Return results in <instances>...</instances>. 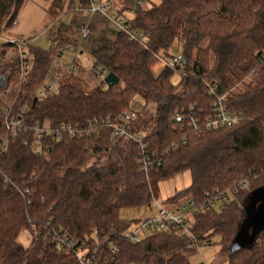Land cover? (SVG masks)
<instances>
[{
	"label": "trees",
	"instance_id": "1",
	"mask_svg": "<svg viewBox=\"0 0 264 264\" xmlns=\"http://www.w3.org/2000/svg\"><path fill=\"white\" fill-rule=\"evenodd\" d=\"M23 1L0 0V35ZM89 2L52 0L46 13L56 19L66 4L82 14ZM131 21L143 34L142 44L105 27L83 47L94 67L118 78L114 85L102 79L92 85L65 74L57 93L31 100L24 122L81 124L116 116L133 104L129 127L143 132L146 151L163 152L161 163L143 169L136 161L139 145L111 136L109 128L52 142L44 153L23 143L25 132L7 134V147L0 151V264H61L63 256L44 237L45 226L76 237L103 230L108 245L117 246L116 264H187L193 248L175 230L154 231L138 242L120 236L129 222L121 211L149 206L158 197L159 182L184 171L189 183L164 199L167 206L186 198L201 200L205 192L249 180L247 190L198 214L192 231L197 243L217 236L226 264H264V225L251 241L233 244L250 191L264 186V0H158L137 6ZM77 23L74 17L60 24L51 41L59 47L74 42ZM173 43L184 60L176 84L166 67L157 74L149 68L151 57L169 56ZM27 50L31 67L17 90L12 89L16 73L2 60L10 99L28 96L55 72L50 61L54 49L29 43ZM218 97L240 116L239 124L216 130L201 122L193 126L192 120L201 121ZM4 104L0 97V137L5 134ZM23 229L31 232L26 246L17 242Z\"/></svg>",
	"mask_w": 264,
	"mask_h": 264
},
{
	"label": "built area",
	"instance_id": "2",
	"mask_svg": "<svg viewBox=\"0 0 264 264\" xmlns=\"http://www.w3.org/2000/svg\"><path fill=\"white\" fill-rule=\"evenodd\" d=\"M116 0H90L86 10L87 18L77 23L76 40L72 43H66L63 46H57L55 41H51L50 48L55 50L51 56V63L55 68V72L41 82L28 96H21L17 99L13 97L9 103H5L1 115L5 127V134L0 137V151H4L7 147L8 137L14 136L18 130L25 132L23 138L24 144L36 150L46 151L44 147L52 142H60L67 139L87 138L93 134H97L101 128H109L111 136L118 139H131L139 145L141 149L140 155L136 161L143 169L151 166H158L161 163L163 152L157 149L146 151L144 148V134L140 130H131L129 127L132 108H123L116 116H98L86 119L81 124H72L69 122L52 123L48 119L41 121L24 122V119L31 111V100H42L45 97L58 92L59 82L65 74H74L77 70V62L82 55L84 42L90 37V20L94 15H99L105 22L115 30H120L131 41L142 44V32L133 27L131 19L124 17L121 10L115 7ZM124 1V0H121ZM143 3L142 0H134L130 2L129 9L133 10ZM16 24L15 18L10 22V26ZM29 39L9 40L0 36V67L2 60H8L12 65L13 73H16V82L12 84V89L22 84L31 67L32 57L27 50ZM264 57V54H262ZM165 67L171 71H177L181 74L182 55L180 52L169 55V59L165 61L162 57ZM91 75L100 80L106 74V71L100 67L92 66L88 68ZM9 80L8 71L0 72V96L6 95ZM211 91V90H210ZM212 92V91H211ZM222 97L212 99L209 103L208 112L202 118L192 120V125H200L206 129H227L239 124L240 116L229 111L222 103ZM182 115H175L174 119L179 121ZM173 144L170 146L173 148ZM249 180L242 178L235 182L232 186L222 190H212L205 192L201 200L194 198H186L173 203L170 206H163L152 200L151 203L157 207L156 215L148 217L138 223L133 232H121V237L132 242L140 241L144 236L154 231L175 230L177 235L185 241L189 248H198L199 243L196 242L193 235V223L198 214L211 210L218 204H222L231 200L240 190L249 188ZM149 207V206H148ZM128 226V225H127ZM45 239L49 242L52 249L63 256L61 264H116L114 254L117 246L112 243L108 245L109 236L103 230H92L89 234L82 237H76L62 229L45 226ZM136 231H140L142 236H138Z\"/></svg>",
	"mask_w": 264,
	"mask_h": 264
},
{
	"label": "rangeland",
	"instance_id": "3",
	"mask_svg": "<svg viewBox=\"0 0 264 264\" xmlns=\"http://www.w3.org/2000/svg\"><path fill=\"white\" fill-rule=\"evenodd\" d=\"M52 0H24L23 3L18 7L15 12L16 24L4 28L1 32V37L9 40H22L29 39L32 46L48 50L51 45L50 35L60 24H70L72 19L76 17L77 21L80 22L87 18L86 12L80 14L74 8H68L65 4L58 18L52 19L46 13V9L49 7ZM134 0H116L115 7L121 9V13L124 17L131 19L133 12L129 9L130 2ZM158 0H143L142 5L146 6L149 3H157ZM90 37L88 40L91 41L93 37H96L97 31L102 28L108 27L103 18L99 15H94L90 20ZM84 42V48L90 41ZM3 49H0V55ZM180 52L178 45L173 43L169 49V54L174 55ZM161 57L167 61L169 56H162L160 54L153 55L149 60V68L153 74H157L162 68L165 67ZM93 64L90 55L83 51L77 62V70L74 73L76 78H79L87 83L95 84L98 79L93 77L88 71ZM98 68V67H97ZM180 79V73L172 71L170 74V81L176 84ZM14 84V83H13ZM7 88V87H6ZM2 89H0V92ZM4 103L11 101L10 97L6 95L0 96ZM129 108L134 109V105L131 104ZM189 183V173L187 171L176 174L175 176L162 180L158 184V197L156 202L160 205L167 207V203L164 199L170 196L175 190L185 187ZM264 201V186L253 189L250 191L249 196L243 206V216L240 224L239 234L237 235L234 245H241L249 242L253 239L256 228L252 225V216L257 206ZM157 207L154 204L143 205L139 208L125 209L120 213V217L129 220L126 232H133L138 223L145 220L148 217L156 215ZM138 236H142L140 231H136ZM31 239V232L27 229H23L18 237L17 242L26 246ZM187 264H226L225 256L221 252V248L218 244V237H211L210 243H199L198 248H193L187 257Z\"/></svg>",
	"mask_w": 264,
	"mask_h": 264
},
{
	"label": "water",
	"instance_id": "4",
	"mask_svg": "<svg viewBox=\"0 0 264 264\" xmlns=\"http://www.w3.org/2000/svg\"><path fill=\"white\" fill-rule=\"evenodd\" d=\"M102 80L107 86H111L117 82L118 78L113 73L107 72ZM252 225L256 229L264 225V201L261 202L254 211L252 216Z\"/></svg>",
	"mask_w": 264,
	"mask_h": 264
}]
</instances>
